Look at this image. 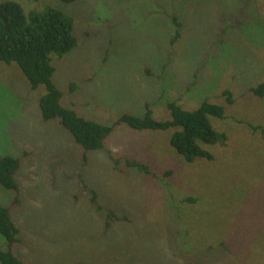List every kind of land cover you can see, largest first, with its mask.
Segmentation results:
<instances>
[{
  "label": "rangeland",
  "instance_id": "374dc122",
  "mask_svg": "<svg viewBox=\"0 0 264 264\" xmlns=\"http://www.w3.org/2000/svg\"><path fill=\"white\" fill-rule=\"evenodd\" d=\"M7 1L73 17L78 45L53 56V82L63 107L113 131L86 153L43 119L46 88L0 61V157L20 160L19 191L0 185L20 242L0 234V251L25 264H264V97L251 91L264 83V0ZM204 101L225 108L212 160L187 162L171 146L178 128L118 123Z\"/></svg>",
  "mask_w": 264,
  "mask_h": 264
},
{
  "label": "trees",
  "instance_id": "16d2710c",
  "mask_svg": "<svg viewBox=\"0 0 264 264\" xmlns=\"http://www.w3.org/2000/svg\"><path fill=\"white\" fill-rule=\"evenodd\" d=\"M61 1L71 3L75 0ZM173 20L176 26L175 41L182 35L183 25L177 17ZM74 27L73 17L52 7L42 12L31 11L26 14L23 7L16 1L0 3V61L6 64H17L32 89H37L39 86L46 88V93L40 99L43 119L46 121L58 119L87 153L103 149L113 127L86 120L78 116L74 110L63 107L61 104L63 94L53 82L55 73L53 56L62 58L77 47L78 41ZM251 91L263 98L264 83ZM224 96L228 104L233 103L230 91H225ZM168 109L171 114L170 121L154 118L147 105L144 117L126 114L119 119L118 123H124L140 131H166L178 128L179 130L171 138V146L187 162L192 163L198 158L212 160V153L204 146L226 142V134L216 131L211 121L212 118H224V106L204 101L193 111L185 110L176 103H169ZM126 164L149 174L148 167L144 164L135 161H127ZM19 169L18 158L0 157V185L5 189L18 192L19 186L14 176ZM99 209L101 210V207ZM0 234L5 237L10 247L20 242V229L13 221L9 208L0 207ZM0 264L25 263L11 250H6L0 251Z\"/></svg>",
  "mask_w": 264,
  "mask_h": 264
}]
</instances>
